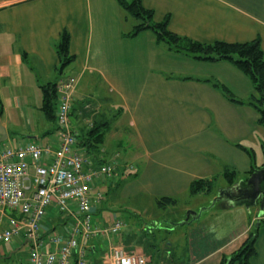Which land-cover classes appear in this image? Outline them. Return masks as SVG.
I'll return each mask as SVG.
<instances>
[{
	"label": "crops",
	"instance_id": "crops-1",
	"mask_svg": "<svg viewBox=\"0 0 264 264\" xmlns=\"http://www.w3.org/2000/svg\"><path fill=\"white\" fill-rule=\"evenodd\" d=\"M141 5L152 11L154 22L166 20L167 30L178 36L200 43L258 39L264 54V0H141ZM126 13L119 0H0V123L7 132L0 151L29 142L57 146L56 122L41 109V87L74 76L78 85L69 117L77 139L106 123L105 141L95 155L106 159L118 154L134 171L119 168L115 182L95 183L91 196L103 190L106 195L109 189L111 195L106 205L105 199L92 203L94 224L122 220L124 227L119 235L80 239L86 264H108L114 245L148 256V264H219L240 247L257 220L252 264H264V209L259 205L232 206L226 200L220 212L234 214L231 222H214L222 217L218 214L200 220L201 214L182 224L191 228L190 240L197 238L183 259L172 251L179 239L175 223L184 220V211L205 206L204 192L196 194L197 206L188 204L176 219L162 214L155 203L165 196L181 200L191 182L217 180L224 166L233 167L240 181L252 166L262 164L256 161L263 156L264 129L256 110L247 105L253 91L248 76L229 61L168 54L164 42L151 39L150 33L149 42L141 38L149 29L130 37L139 20L129 13V26ZM63 31L70 37L73 61L61 71L56 45ZM208 80L243 103L228 100ZM228 187L225 182L219 189ZM125 201L129 206L120 204ZM14 218V212L0 209V230ZM73 222L49 209L42 238L48 239L52 230L66 234ZM156 224L160 232L146 238L144 226ZM25 243L22 236L0 242V264H27Z\"/></svg>",
	"mask_w": 264,
	"mask_h": 264
},
{
	"label": "built area",
	"instance_id": "built-area-1",
	"mask_svg": "<svg viewBox=\"0 0 264 264\" xmlns=\"http://www.w3.org/2000/svg\"><path fill=\"white\" fill-rule=\"evenodd\" d=\"M77 85V78L70 75L55 82L58 140L55 148L29 142L0 151V209L16 215L0 230V242H11L22 236L27 245V264H86L80 239L119 235L124 227L122 220L96 226L92 218V203L104 199L102 191L91 196L95 183L115 182L119 168L134 171L132 166L118 160V154L103 159L88 155L80 146L69 117ZM51 208L74 222L66 234L52 230L44 240L42 226ZM109 252L108 264L149 263L148 256L126 251L123 246L114 245Z\"/></svg>",
	"mask_w": 264,
	"mask_h": 264
},
{
	"label": "trees",
	"instance_id": "trees-1",
	"mask_svg": "<svg viewBox=\"0 0 264 264\" xmlns=\"http://www.w3.org/2000/svg\"><path fill=\"white\" fill-rule=\"evenodd\" d=\"M119 4L130 14L135 16L139 23L134 25V28L128 33L130 37L135 36L138 32L149 29L156 35V41H162L168 45L169 51L183 54L196 59L198 61H229L234 64L235 67L241 70L248 76L253 91L249 97L247 105L253 107L257 112V123L264 129V54L260 47L258 39H254L249 42H222L215 41L214 43H200L195 40H190L183 36H178L173 32L167 30V21L154 22L152 20L153 13L151 10L144 9L141 5V0H119ZM61 40L56 45L57 53L59 56L60 70L66 68L72 61L73 55L69 51V41L67 31L61 33ZM212 82L214 88H218L222 94L237 103H243L241 100L234 99L229 90L220 85L218 82ZM41 93L43 95L42 111L46 118H51L56 122V100L57 94L55 90V83L48 82L41 87ZM106 123L93 126L79 139L80 146L88 155H94L100 150L105 141V134L107 132ZM262 154L264 156V144L261 145ZM261 165H264V159ZM257 166H252L251 169L245 172L243 180L253 172ZM222 177L225 178L228 186H231L238 180V173L232 167L224 166ZM213 179H198L191 182L188 187L189 195H196L199 192L209 194L212 191ZM178 200L172 197H159L155 203L160 209H165L167 206H174ZM261 221H259V225ZM264 223V221H262ZM262 223V224H263ZM257 229L254 227L248 231L246 239L240 244L233 253L226 256L224 255L219 264H252V259L256 254V242Z\"/></svg>",
	"mask_w": 264,
	"mask_h": 264
},
{
	"label": "rangeland",
	"instance_id": "rangeland-1",
	"mask_svg": "<svg viewBox=\"0 0 264 264\" xmlns=\"http://www.w3.org/2000/svg\"><path fill=\"white\" fill-rule=\"evenodd\" d=\"M130 1V0H129ZM126 15H127V17L129 18V20H128V25L129 26H131V21L133 20L132 18V16L129 14V13H126ZM148 33H150L152 36H151V39H153V40H155L156 41V35H155V33H153L152 31L151 32H147L146 31V36L145 37H141L142 39H145L146 37V39H145V42H149L150 41V34H148ZM163 45V47L165 48V51L168 53V54H176V55H181V54H179V53H175V52H173V51H169V49H168V45H166L165 43L164 44H162ZM183 55V54H182ZM66 71V70H65ZM66 72H68V71H66ZM66 72H65V74H66ZM236 82L238 83V86H242V82L239 80H236ZM107 119H110V117H108ZM264 159V157L263 156H261V160L260 159H258L257 161H256V163L257 164H260L261 162H262V160ZM225 182H226V180H225V178H217V180H215V179H213V181H212V191L208 194V195H206V193H204V202H205V208H207V207H209V205H210V201L218 194V192H219V188L221 187V185H224L225 184ZM110 190L111 189H109V193L107 192V194L109 195L110 194ZM103 192V194H104V201H103V205H106V203L108 202V195L106 194L105 195V193H106V191L105 190H103L102 191ZM214 194H216L215 196H214ZM111 195V194H110ZM214 196V197H213ZM196 195H189L188 194V196H186V197H184V198H182L181 200H179V201H177L176 202V205H174V206H172V205H170V206H168V208H166V209H161L160 210V208H158V210H160V212L162 213V214H166L167 216H170V217H172V218H177V213H181V210L185 207V206H187L188 204H190L192 207L193 206H197V203H195L197 200H196ZM225 202H227L226 201V199H222L221 201H219L218 203H216L213 207H211V209H207V210H205V211H203L201 214H202V217H200V220H202L203 218H205L206 217V220L208 219V218H210V216L212 215V214H218V215H222V213L220 212V210L222 209V207H223V204L225 203ZM120 204H122V205H125V206H129V205H127L128 203L125 201V202H123V203H120ZM202 208V206H200L198 209H197V212L200 210ZM165 210V211H164ZM188 210H192V209H188ZM188 210H186V211H188ZM186 211H184L183 212V214L184 215H186L185 214V212ZM192 211H194V210H192ZM176 212V213H175ZM175 213V214H174ZM233 215L234 214H232V213H228V214H225V215H222V217H220L219 219H217L216 221H214V222H217L219 225H223L224 223H226L227 221H229V220H231L232 218H233ZM204 216V217H203ZM123 217H126L127 218V220H129V216L127 215V214H123ZM170 217H165L164 218V220L165 221H167V220H171V218ZM185 218V217H184ZM138 219H139V217H138ZM142 219H143V216H142ZM200 220H199V222H200ZM193 221V220H192ZM190 222V224H193L194 222ZM137 222H139L140 223V221H137ZM167 222H169V221H167ZM172 222V221H171ZM180 222H182V221H180ZM198 222V221H197ZM229 222H231V221H229ZM170 223V222H169ZM179 222H177V223H175V224H177V230H176V233H175V235H177L178 236V244H177V246L175 247V250H172L173 252H174V254H175V256H178V254L179 255H183V259H185V257L184 256H186V254L188 253V251L190 250V248H189V245L191 244V241L193 240V244L195 243V241H196V237H194L192 240H190V237H189V229H191V228H189V226L188 225H180V224H178ZM189 224V225H190ZM208 224V223H207ZM160 226H157V224L154 226V227H150V225H147V226H144V230H145V237L146 238H149V239H152L153 237H155V234H157V233H159L160 231H157V229L159 228ZM154 228V229H153ZM227 228V227H226ZM225 228V229H226ZM189 230V231H188ZM181 233H180V232ZM184 231H186L187 232V238H186V236L184 235ZM207 232H208V230H207ZM153 233H155V234H153ZM179 233H180V235H179ZM197 233H198V231H197ZM202 233H204V231H203V229H201L200 228V230H199V235H202ZM143 237H144V235H143ZM143 237H141L142 239H143ZM201 237H204V236H201ZM211 238V237H210ZM153 242H155V241H153ZM192 244V245H193ZM193 247V246H192Z\"/></svg>",
	"mask_w": 264,
	"mask_h": 264
},
{
	"label": "water",
	"instance_id": "water-1",
	"mask_svg": "<svg viewBox=\"0 0 264 264\" xmlns=\"http://www.w3.org/2000/svg\"><path fill=\"white\" fill-rule=\"evenodd\" d=\"M7 139V132L0 123V143ZM226 199L230 205L244 206L246 208L259 205L260 211L264 209V165L256 167L246 179L233 183L228 188H221L218 194L210 201L209 207H202L198 212L188 210L185 212V218L180 225L187 224L190 220H197L201 213L211 209L216 203ZM259 220L255 228L259 226Z\"/></svg>",
	"mask_w": 264,
	"mask_h": 264
}]
</instances>
